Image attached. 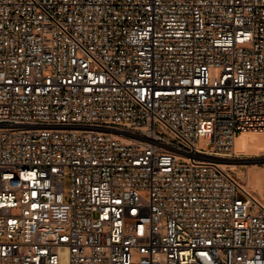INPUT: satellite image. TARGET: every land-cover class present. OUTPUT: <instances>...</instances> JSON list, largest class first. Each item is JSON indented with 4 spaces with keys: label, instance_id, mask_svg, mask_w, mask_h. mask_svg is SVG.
I'll return each instance as SVG.
<instances>
[{
    "label": "built area",
    "instance_id": "1",
    "mask_svg": "<svg viewBox=\"0 0 264 264\" xmlns=\"http://www.w3.org/2000/svg\"><path fill=\"white\" fill-rule=\"evenodd\" d=\"M248 132L264 0H0V264H264Z\"/></svg>",
    "mask_w": 264,
    "mask_h": 264
},
{
    "label": "rangeland",
    "instance_id": "2",
    "mask_svg": "<svg viewBox=\"0 0 264 264\" xmlns=\"http://www.w3.org/2000/svg\"><path fill=\"white\" fill-rule=\"evenodd\" d=\"M257 134H262L256 135V138H262L264 142V132ZM211 145L210 141L200 139L199 147L202 150L209 149ZM227 158H229V169L237 179L242 184L248 185L254 195L264 202V144L240 150L238 143L236 152Z\"/></svg>",
    "mask_w": 264,
    "mask_h": 264
},
{
    "label": "bare ground",
    "instance_id": "3",
    "mask_svg": "<svg viewBox=\"0 0 264 264\" xmlns=\"http://www.w3.org/2000/svg\"><path fill=\"white\" fill-rule=\"evenodd\" d=\"M257 133L256 132L243 133L240 137L237 138L235 145H234V148H233V152H236L238 143H239L240 150H246V149H249L250 146H255V145L257 146V145L264 144L262 138L261 139L256 138V135H262V134H257ZM228 159L229 158H226V161H225V164H227V165H228ZM242 185L247 191H249L250 193L253 194V196H255L254 193L249 189L248 185L247 186L244 184H242ZM257 199H259V198H257Z\"/></svg>",
    "mask_w": 264,
    "mask_h": 264
}]
</instances>
